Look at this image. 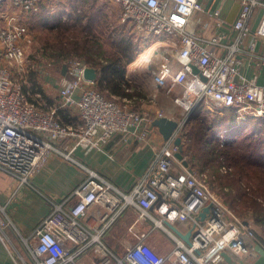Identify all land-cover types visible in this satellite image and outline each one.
<instances>
[{
    "label": "built area",
    "instance_id": "1",
    "mask_svg": "<svg viewBox=\"0 0 264 264\" xmlns=\"http://www.w3.org/2000/svg\"><path fill=\"white\" fill-rule=\"evenodd\" d=\"M58 1L0 0V169L30 183L55 152L76 161V150L89 154L116 135L147 142L154 120L161 117L174 116L178 128L172 138L162 140L145 174L128 190L88 169V176L74 191L76 203L67 206L50 199L51 211L26 240L34 264H81L86 256H92L96 264H224L228 262L225 253L233 262H239L234 254L246 262L256 258L257 247L264 244L254 225L229 220L221 200L190 164L185 165V153L182 159L177 157L175 139L180 136L186 141L185 127L199 108L234 112L238 122L264 119V84L258 83L257 76L248 78L241 72L237 51L224 42L236 33L242 41L262 10L256 32L264 34V0H239L241 10L229 30L222 29L220 9H206L203 0H105L118 5L123 23L148 40L163 37L170 48L153 70L158 88L169 98L154 115L134 109L126 98H107L97 81L85 78L89 65L76 57L63 62L66 74L54 81L60 108L50 102L42 84L38 83L45 93L27 86L30 19L52 12ZM200 11L207 12L201 24L209 26L213 20L219 32L207 37L199 31L195 16ZM145 61L150 66L154 57ZM48 80L52 82L51 77ZM60 109L69 112V120L59 114ZM223 168L226 172L227 167ZM161 203L167 206L158 218L150 210ZM93 206L104 209L97 224L86 220ZM207 206L210 211L201 221L198 217ZM130 208L136 214L129 227L135 242L118 253L105 235ZM149 219L173 236L167 222L192 224V244L177 238L170 254L153 255L145 247L151 230L138 227ZM7 225L0 215V242L5 245Z\"/></svg>",
    "mask_w": 264,
    "mask_h": 264
},
{
    "label": "crops",
    "instance_id": "2",
    "mask_svg": "<svg viewBox=\"0 0 264 264\" xmlns=\"http://www.w3.org/2000/svg\"><path fill=\"white\" fill-rule=\"evenodd\" d=\"M203 1L205 6L208 4L211 8H214L217 4V0ZM216 8L220 9V17L224 21L225 26L222 29L229 30L241 10V1L220 0ZM259 13L260 11L251 26V31L242 41H240L241 39L238 38L236 33L225 38L224 42L233 46V49L237 51L241 72L248 78L257 76L258 83L264 84V34L259 35L256 32L262 15L254 28ZM206 16V11H200L196 13L195 17L200 22L199 31L203 35L211 37L219 32L220 29L215 27L213 20L209 26H206V23L201 24V21L205 20ZM208 21L209 19H207ZM135 31L134 33L139 41V53L129 66L131 67L133 63L140 60L150 70L153 66L152 64L148 66L145 58L152 57V52H149L150 54H145L146 51L141 53L142 42L144 41L149 47L150 42L153 41L158 44L163 43L164 49L166 44L163 37L158 39L152 37V40L149 39L150 42H147L146 36L140 35ZM131 35L134 34L131 33ZM143 47V50L149 48L147 46ZM221 52L226 53L227 50H222ZM139 67L140 69L143 68V66ZM154 78L153 85L155 88H153V91H155L154 96L158 99H152V101L160 106V100H162L164 105H167L169 98L158 88L155 75ZM127 80L130 81L128 76ZM156 92L159 95H156ZM113 97L119 98L118 96ZM59 114L61 115V113ZM66 115L69 119L67 110ZM173 119L176 118L173 116ZM160 133L158 127L155 126L154 132L147 142H139L134 137L125 139L123 135H116L103 148L94 150L89 154H85L81 149L76 150L74 152L76 161H72L65 155L55 152L48 159V162L34 175L30 183H23L8 172L0 169V206L4 208V211L0 210V215L8 222L5 230L8 238L6 245L0 242V264H34L26 240L32 238L36 225L51 211L50 199L64 201L67 206L76 203L78 197L74 195V191L88 176V169L98 172L103 178L122 190L131 188L145 174L154 158L155 152L158 150L162 140L165 139L164 136H160ZM165 206L167 204L161 203V205L151 208L150 212L153 216L159 218L161 212L166 210ZM103 211L104 209L100 206H93L86 220L89 223L97 224L98 218ZM135 219L136 214L130 208L105 235V241L118 253H123L127 245L135 242V238L129 231V227ZM154 225L155 222L151 219L138 224L140 230H151L145 243L146 249L153 255L170 254L177 244V238H182L176 233L173 236L165 229ZM174 225L182 234H187L193 227L192 224L183 223H175ZM262 240L264 244V239ZM261 257L258 254L256 258L248 260L247 264H254ZM94 260L92 256H86L80 260V263L96 264L97 261L94 262ZM239 263L233 262L231 264ZM224 264L230 263L225 262ZM262 264H264V261Z\"/></svg>",
    "mask_w": 264,
    "mask_h": 264
},
{
    "label": "trees",
    "instance_id": "3",
    "mask_svg": "<svg viewBox=\"0 0 264 264\" xmlns=\"http://www.w3.org/2000/svg\"><path fill=\"white\" fill-rule=\"evenodd\" d=\"M74 7L75 11L68 13L69 21L60 19L61 13L41 17L42 24L55 29L56 33L46 38L54 55L62 62L76 57L96 68L97 88L107 96L137 99V88L127 80V72L129 64L138 55V44L130 37L116 34L118 30L114 33L107 31L116 44L119 42L117 51L108 52L99 42L97 29L100 26L95 28L91 23L92 16L87 17L84 10L78 11L79 6ZM52 19L55 20L53 24ZM32 89L45 93L37 80ZM59 113L69 120L66 110L61 109ZM214 118L210 122L199 108L188 121L187 125L192 124L193 128L186 131V140L188 144L194 142L187 151L195 150V155L188 162L195 171L199 167L203 173L214 169L217 164L227 167L226 172L220 166L215 170L219 174L226 203L242 221L253 220L258 234L264 239V119L238 122L234 112L218 113ZM222 130L225 131L224 140L218 137ZM215 172L210 174L214 176L212 184L217 181Z\"/></svg>",
    "mask_w": 264,
    "mask_h": 264
},
{
    "label": "rangeland",
    "instance_id": "4",
    "mask_svg": "<svg viewBox=\"0 0 264 264\" xmlns=\"http://www.w3.org/2000/svg\"><path fill=\"white\" fill-rule=\"evenodd\" d=\"M74 5L79 6L78 8L80 10H84L86 12V16H92L91 23H93L94 27L98 28L99 31V42L103 45V48L105 50H108V52H115L118 50L117 44L115 43L110 36L107 35V31H113L118 30L116 34L120 33L122 36L130 37L134 43H137L139 45V41L137 39V35L134 33L135 30H137L134 26H131V24H125L120 19V9L118 5L112 4L109 2H106L105 0H60L58 3H56V7L54 10L50 13H43L38 14L35 16H32L30 19V30H29V42L26 46V56L28 62L31 64L27 70V86L33 87L34 81L37 80L38 83L42 84L46 96L48 98H51L53 100V103L56 104L58 108H60V102L59 98L56 95V87L55 82L59 81L63 69V62L58 60V56L54 55V52L52 48H50L49 44L46 43V38L49 36H52L55 32V29H52L48 25L42 24V16L43 15H53L57 13H61L59 15L60 19L64 21H69L68 13L74 12L75 7ZM42 17V18H41ZM94 20H97L96 22ZM87 19H85L84 22H86ZM55 22L54 19L51 20V23L53 24ZM128 26V27H127ZM136 33L143 35L140 32L135 31ZM134 34V35H131ZM91 38L90 36H88ZM116 37V36H114ZM147 42H150L147 40ZM142 49L141 53L150 54L154 57V63L152 64L153 68L148 70L145 67V63L141 62L140 60L133 65L128 66V72L127 76L130 79V82L132 85L137 88V99L128 100L131 107L134 109H137L139 111H150L152 115L155 114L156 110L159 108H162L166 105H164V102L160 100L161 105H157L155 102L152 101V99H158L157 97L154 98V92L153 88V82L155 80L153 75V70L156 69L155 65L161 61L160 58H162L161 53H169L170 48L168 49V46L166 45V48L164 49L163 43H157V42H150V47L148 44H146L144 41L142 42ZM143 46L149 47L147 50H143ZM150 52V53H149ZM139 53V52H138ZM141 62V63H140ZM143 64V65H142ZM139 66H143L142 69H140ZM49 77H51V81L49 82ZM56 80V81H55ZM55 81V82H54ZM52 83V84H49ZM38 84L39 86H41ZM49 86V87H48ZM99 90V89H98ZM107 98H114L115 97H109L104 92H102ZM156 95H159L158 92H156ZM211 105V104H210ZM158 108V109H157ZM61 110V109H60ZM218 113H223L221 111H212L207 112L203 111V115L208 118L210 122H213V119H215V115ZM253 120V119H250ZM193 125L190 124V126L185 127V133L188 130H192ZM225 131L218 134L217 136L221 138V140L225 139ZM186 135V134H185ZM190 142L188 144L187 140L184 142V153L187 158V160H190L193 158V155H195L194 148H191L190 152L187 149L191 146ZM194 145V144H193ZM192 145V146H193ZM195 162L199 163L198 160H195ZM220 164L214 168L209 169L206 173H203V171H199V167H197V175L205 180L206 184L209 185L211 191L213 194H215L223 203L225 211L228 215L229 220L232 219H239L242 220L241 217H239L226 203L225 197L223 195L222 191V183H220V178L218 177L219 174L215 172L217 168H219ZM221 170L224 171L223 166H220ZM211 172H215L217 181L215 184H212V181L214 179V176L210 175ZM203 174H206L207 176L204 177ZM250 223L254 225V221L250 220ZM255 226V225H254ZM256 227V226H255Z\"/></svg>",
    "mask_w": 264,
    "mask_h": 264
},
{
    "label": "water",
    "instance_id": "5",
    "mask_svg": "<svg viewBox=\"0 0 264 264\" xmlns=\"http://www.w3.org/2000/svg\"><path fill=\"white\" fill-rule=\"evenodd\" d=\"M220 2V0H217V4L214 6L217 7L218 3ZM209 7L208 4H206L205 8L207 9ZM263 13V10L260 11L259 13V16L256 20V23L254 25V28L257 26L258 22H259V19L261 17ZM66 71H67V66L66 64L63 66V70H62V73L63 74H66ZM193 71L194 73H198L199 72V68L197 66H193ZM85 78L86 79H89V80H94V81H97L98 80V71L96 68H94L93 66H87L86 69H85ZM203 78H205L203 76ZM154 125L156 127H158V129L160 130V132L162 133V135L164 136L165 139H170L173 137L175 131L177 130L178 128V122L174 119H171V118H168V117H161V118H157L154 120ZM175 144L179 146V151L177 152V157L179 159H182L183 158V153H184V142L182 140V137L178 136L176 137L175 139ZM185 165H189V162L188 161H185ZM210 211V207L207 206L203 212L200 213V216L198 217L199 220L203 221L204 218L206 217V214ZM245 224H248L247 221L244 222ZM167 225L176 233L178 234L188 245H191L192 244V241H191V236H192V231L194 229L195 226H193L191 228V230L187 233V234H182L180 232V230L173 224L167 222ZM231 251V248H227ZM257 250L259 252V254L262 256L260 258V260H258L257 262H255L254 264H262V262L264 261V248L262 246H258L257 247ZM196 252L199 254V255H203L202 251L197 249ZM225 257H226V260L229 262V263H232L233 260L230 256H228L226 253L224 254ZM234 257L236 260H238L241 264H247V262L243 259H241V257L237 254H234Z\"/></svg>",
    "mask_w": 264,
    "mask_h": 264
},
{
    "label": "bare ground",
    "instance_id": "6",
    "mask_svg": "<svg viewBox=\"0 0 264 264\" xmlns=\"http://www.w3.org/2000/svg\"><path fill=\"white\" fill-rule=\"evenodd\" d=\"M223 131V130H222Z\"/></svg>",
    "mask_w": 264,
    "mask_h": 264
}]
</instances>
